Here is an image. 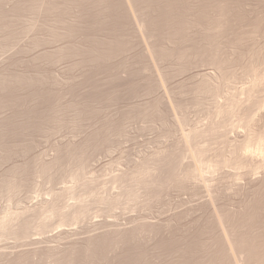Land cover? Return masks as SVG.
Masks as SVG:
<instances>
[{
  "label": "rangeland",
  "instance_id": "374dc122",
  "mask_svg": "<svg viewBox=\"0 0 264 264\" xmlns=\"http://www.w3.org/2000/svg\"><path fill=\"white\" fill-rule=\"evenodd\" d=\"M52 1L0 0V242L77 229L34 247L8 243L0 264H201L221 233L216 211L243 204H259L261 231L259 193L229 190L248 168L241 145L261 144L264 158V23L254 20L264 0H231L234 18L213 34L201 29V2L179 0L183 30L170 18L146 39L134 16L152 15L158 0L130 13L120 0ZM204 47L221 63H207ZM197 65L213 84L191 77ZM247 107L256 113L245 120ZM249 128L258 139L235 143L231 134Z\"/></svg>",
  "mask_w": 264,
  "mask_h": 264
},
{
  "label": "bare ground",
  "instance_id": "6f19581e",
  "mask_svg": "<svg viewBox=\"0 0 264 264\" xmlns=\"http://www.w3.org/2000/svg\"><path fill=\"white\" fill-rule=\"evenodd\" d=\"M48 1V3H49V0H47ZM52 1V0H51ZM54 1V0H53ZM52 1V2H53ZM139 1H141V3H142V0H139ZM148 1H150V0H148ZM154 1H157V0H154ZM154 1L152 2V5H153V3H154ZM178 1L179 0H161V1H159L158 0V3L159 2H161L160 3V6H159V8H158V11H156L155 13H153L152 15H149V14H147V17H146V15L143 17V15H142V17L141 16H134L135 17V21H136V26H138L139 28V31H141V33H142V37H143V35H144V37H147V36H149V35H152L153 34V32L154 31H156V33L155 34H157V32H158V30H159V27H160V29H161V26H163V25H167V22H168V20L170 19L171 21H169V22H172V24H170L169 22H168V24H170V26L169 27H172V26H174L175 25V27L173 28L174 29V31H176L178 34H179V32L181 31V29L183 30V27L185 26V24H183L184 23V21H182L183 20V18L181 19V18H179V19H177V16L179 15L178 13V15H176V10L177 11H179L176 7H178L177 5L179 4V6H180V3H178ZM182 1V0H181ZM184 1V0H183ZM186 1V0H185ZM195 1V3H196V1H198L199 2V5H200V2H201V5H200V7L201 8H199L198 10L200 11V9H201V11H200V18L202 17L205 21V24H202V22H203V20H202V22H201V29H203L202 31L204 32L203 34H205V33H207V34H209V32L210 33H214V31L216 30H220V29H222V27L224 26V22H228L231 18H234V17H232V15L233 14H231V12H230V10L232 9V6H230V2H231V0H194ZM46 2V1H45ZM107 2H108V0H107ZM120 2V4H121V2H122V4H123V6L125 5V7L129 10V13L131 12V11H134V7L137 5H134L135 3H137L138 2V0H120L119 1ZM118 2V3H119ZM143 2H145V0H143ZM147 2V1H146ZM191 2H193V0L191 1ZM233 2H235L237 5H238V0H233ZM56 2H54V4H55ZM109 3V2H108ZM151 3V2H150ZM50 4H51V2H50ZM57 4V3H56ZM114 4V3H113ZM112 4V5H113ZM148 3H146V5H147ZM154 4H156V2L154 3ZM161 4H162V7H161ZM182 4V3H181ZM197 4V3H196ZM108 5V4H107ZM111 5V6H112ZM116 5V4H115ZM115 5H114V7H115ZM149 5V4H148ZM157 6H158V4H156ZM183 5H184V2H183ZM51 5H49V7H50ZM55 5H53V6H51V7H54ZM117 6V5H116ZM184 6H186V5H184ZM192 6H193V3H192ZM46 7V9L47 8H49V7H47V6H45ZM50 7V8H51ZM114 7H110V8H114ZM149 7V6H148ZM147 7V8H148ZM183 7V6H182ZM188 7H190V5L188 4ZM196 6H194V8H195ZM49 8V9H50ZM118 8H119V6H118ZM117 8V9H118ZM122 8V7H121ZM151 8V7H150ZM176 8V10H174ZM186 8H187V6H186ZM191 8V7H190ZM51 9H53V8H51ZM51 9H50V11H51ZM55 9V8H54ZM57 9V8H56ZM55 9V10H56ZM116 9V8H115ZM116 9V10H117ZM125 9V8H124ZM184 9V8H183ZM182 9V10H183ZM188 10H189V8H187ZM191 9H193V7L191 8ZM197 9V8H196ZM119 10V9H118ZM154 10H156V9H153L152 11H154ZM186 10V9H185ZM185 10L184 11H182V12H185ZM188 10H186V11H188ZM194 10V9H193ZM197 10V11H198ZM46 11V10H45ZM49 11V12H50ZM114 11V10H113ZM127 11V10H126ZM151 10H150V12H152ZM181 11V10H180ZM179 11V12H180ZM198 11V12H199ZM47 12V11H46ZM52 12H53V10H52ZM116 12V11H115ZM145 12V11H144ZM120 13H122L121 11H120ZM119 13V14H120ZM147 13H149V12H147ZM181 13V12H180ZM187 13V12H186ZM185 13V14H186ZM190 13H192V12H190ZM195 13H196V11H195ZM189 14V13H188ZM188 14H186L187 16H188ZM194 14V13H193ZM192 14V15H193ZM199 13H197V15H198ZM123 15V14H122ZM180 15H182V14H180ZM185 15V23H186V18H187V16ZM196 15V16H197ZM256 16H255V21L257 22V24L258 25H261V22H263L264 23V18H262V17H260L259 15H257V14H255ZM119 16V15H118ZM117 16V17H118ZM195 16V14H194V17H196ZM237 15H235V17H236ZM119 17H122V16H119ZM181 17V16H180ZM198 18V17H197ZM177 19V20H176ZM189 19V18H188ZM195 20H196V18H195ZM201 20V19H200ZM174 21H177V23H175ZM187 21H189V20H187ZM196 22V21H195ZM197 22H199V21H197ZM194 23V22H193ZM200 24V23H199ZM198 24V25H199ZM172 25V26H171ZM184 25V26H183ZM190 25V24H189ZM192 25V24H191ZM168 26H167V28H168ZM200 26V25H199ZM162 28H164V30L166 29V26L165 27H162ZM186 28V27H185ZM189 28V27H188ZM173 29H171L172 30V32L173 33H176V32H174L173 31ZM163 30V29H162ZM169 30L170 29H168V32H169ZM160 31V30H159ZM186 31V30H185ZM165 32H166V30H165ZM171 32V31H170ZM169 32V33H170ZM171 32V34H173ZM183 32V31H182ZM140 33V34H141ZM152 33V34H151ZM162 33V32H161ZM159 34V33H158ZM170 34V35H171ZM211 34V35H212ZM175 35V34H174ZM210 35V36H211ZM180 36V35H179ZM208 35H206V36H204L203 37V39H206L207 40V43L211 46V44L214 42H209V41H211V39H210V36H208ZM143 37V38H144ZM150 37H152V36H150ZM181 37V36H180ZM149 38V37H148ZM148 38H147V40H148ZM211 38H212V36H211ZM144 39H146V38H144ZM210 39V40H209ZM201 40V42H203V40L202 39H200ZM213 40V39H212ZM151 42H153V41H151ZM216 43V42H215ZM147 45H148V43H146ZM154 44H156L155 46H157V44L158 43H154L153 42V44L151 43V46L153 45L154 46ZM205 44H206V42H205ZM204 44V45H205ZM149 45H150V43H149ZM148 45V46H149ZM159 45V44H158ZM146 46V45H145ZM148 46H146L147 48H148ZM152 46V47H153ZM205 46H207V45H205ZM149 48H151V47H149ZM149 48H148V50H149ZM156 48V51H159V48H158V50H157V47H155ZM155 48H153V49H155ZM160 48H161V46H160ZM166 47H162V50L163 49H165ZM203 48V47H202ZM147 50V51H148ZM201 50H203L202 51V54L203 55H201V57L202 56H204L205 55V59L207 60V63L209 62V63H213L214 65H216V64H218V63H221V62H218V57H217V55H215L216 53H214V52H212V50H209V49H206L205 47H204V49H201ZM47 51V50H46ZM150 51H151V49H150ZM149 51V52H150ZM214 51V50H213ZM163 51H161L160 50V53H162ZM168 52V51H167ZM170 52V51H169ZM41 53V52H40ZM153 53V52H152ZM152 53H150V54H152ZM155 53H157V52H154L153 53V55L151 56L150 55V57L152 58L153 56H154V54ZM159 53V52H158ZM159 53V54H160ZM164 53V52H163ZM157 55V54H156ZM164 55V54H163ZM219 55V54H218ZM159 55H157V57H158ZM162 56V55H161ZM155 57V56H154ZM160 57V56H159ZM153 59V58H152ZM201 59V58H200ZM204 59V58H203ZM203 59L201 60V61H203ZM205 60V61H206ZM199 61V60H198ZM219 61H221V60H219ZM204 62V61H203ZM201 63V62H200ZM206 63V64H207ZM216 63V64H215ZM202 65V64H201ZM220 65V64H219ZM262 65V64H261ZM198 67L196 68L195 67V69H193L192 70V72L191 73H189L190 75H191V77H194V78H198L199 79V81H200V79H204V80H206L205 78H207V79H209V82L210 83H212L210 80H213V82H214V77H215V73L211 70H208L207 68H205V67H203V66H200V65H197ZM218 66V65H217ZM263 67V66H262ZM262 69V68H261ZM263 72H264V70H263ZM263 72H261V73H263ZM264 74V73H263ZM187 77V76H186ZM262 77V76H261ZM260 77V78H261ZM259 78V79H260ZM190 79V78H189ZM192 79V78H191ZM216 80H217V78H215ZM190 81V80H189ZM208 81V80H207ZM264 81V80H263ZM259 82V81H258ZM258 82H257V84H258ZM199 83V82H198ZM201 83V82H200ZM204 83V82H203ZM260 83V82H259ZM262 83V82H261ZM206 84H208L209 85V83H207L206 82ZM213 84V83H212ZM198 85V84H197ZM199 86V85H198ZM205 86V85H204ZM242 91V90H241ZM246 91V90H245ZM255 106V105H254ZM259 106V105H258ZM253 107V106H252ZM251 107V108H252ZM248 108V107H247ZM250 107L247 109V111H245V113L243 112V114H245V116H242V117H244L243 119H245V120H248V118H250L249 116L250 115H252L253 113H254V115H255V113H256V111H254L253 113H252V110H250L251 109ZM253 108H255V107H253ZM252 108V109H253ZM257 108V107H256ZM262 108V107H261ZM246 109V108H245ZM264 112V105H263V109L262 110H260L259 112ZM261 113L260 114V118H259V120L261 121V119H263L264 118V113ZM259 114V113H258ZM257 114V115H258ZM256 115V116H257ZM253 117V116H252ZM251 117V119H253ZM258 117V116H257ZM256 117V118H257ZM242 119V120H243ZM250 119V120H251ZM254 120H255V118H254ZM244 121V120H243ZM256 121V120H255ZM260 121H259V123H260ZM251 122V121H250ZM257 122V121H256ZM252 123V122H251ZM250 124V123H249ZM257 124V123H256ZM251 125V124H250ZM258 125V124H257ZM201 126V125H200ZM203 126V125H202ZM201 126V129H198V130H200V131H206L207 129H204V127H202ZM254 126V125H253ZM253 129V128H252ZM255 129V128H254ZM258 129V128H257ZM257 129H255V130H257ZM193 131V130H192ZM199 131V132H200ZM224 131V130H223ZM201 132V133H202ZM198 133V132H197ZM254 133H255V135H254ZM262 134V133H261ZM204 135V134H203ZM221 135V134H220ZM224 135V134H223ZM232 135V139L233 140H236L235 141V143L237 142V141H239V143L241 142L242 144L243 143H248V142H252V141H254L253 139H258V135L256 134V131H254V130H252L251 131V128H249L248 130H247V132L246 131H243V130H241V129H239L238 131H235L233 134H231ZM231 135H230V137H231ZM257 135V136H256ZM196 136V135H195ZM202 136V135H201ZM263 136V135H262ZM228 137V136H227ZM229 137V138H230ZM191 138H192V136H191ZM228 138V139H229ZM232 141V140H231ZM252 144H253V142H252ZM252 144H246L248 147H246V145L244 146V144H243V146L241 145V147H245L247 150H248V148H249V150H248V152H247V150H242V151H244L245 153L247 152V153H249V154H244V153H239L238 155H240L241 156V158L243 157V159H246V160H244V161H242V162H245V163H247V166H248V168L246 169V171L244 172V173H242V176H241V178H240V180L239 181H237L236 183H232L234 186H232V184L230 185L231 186V190H229V191H231V192H236L235 194H239V193H244V192H246V191H251V194H254L255 192H256V194L257 193H259L258 194V196H257V198H258V201H261L262 203H261V205L264 203V193H262V194H260V192H261V190H264V158H261V157H259L258 158V156H257V154L258 155H261V153H262V151H263V148L262 147H260L261 146V144H259V143H257V144H259V145H255L256 147H254L253 148V146H252V148L253 149H251L250 148V145H252ZM264 143H262V145H263ZM244 148V149H245ZM196 151V150H195ZM198 151H199V149H198ZM197 151V152H198ZM241 152V151H240ZM194 154V153H193ZM237 155V156H238ZM246 156V157H245ZM239 157V156H238ZM245 157V158H244ZM144 158V157H143ZM197 158V156L195 157V159ZM229 158V157H228ZM240 158V157H239ZM239 159V160H242V159ZM194 159V160H195ZM164 160V159H163ZM162 160V161H163ZM197 160V159H196ZM201 161V160H200ZM143 162V161H142ZM161 162V161H160ZM164 162V161H163ZM198 162H199V160H198ZM225 162H226V158H225ZM239 162H241V161H239ZM241 162V163H242ZM144 163V162H143ZM161 164H162V162H161ZM144 165V164H143ZM146 165V164H145ZM199 165L197 164V166H195V169H193V170H195V171H197V173L198 172H200V171H202L201 170V167H198ZM246 166V167H247ZM190 171H191V169H190ZM230 171V169L228 170V169H225L224 170V172H227V174H228V172ZM194 172V171H193ZM233 172V171H232ZM235 172V171H234ZM202 173V172H201ZM200 173V175H202ZM190 174V173H189ZM199 174V173H198ZM234 174V173H233ZM192 175V174H191ZM230 175V174H229ZM197 177V176H196ZM204 177V176H203ZM235 182V181H234ZM59 192V191H58ZM56 203V202H55ZM54 202H53V200H47L46 201V203L44 204L46 207L47 206H49V205H54L55 204ZM40 205H42L41 203H40ZM244 205V204H243ZM242 205V207H240V209H239V211H236V212H221V211H216V218H217V221H218V225H219V227H220V230H221V233L218 235V237H217V241L214 243V244H210V246H209V249H208V252H207V254L205 255V256H203L202 257V259H201V261H202V263L201 264H203V262H204V264H264V224L263 223H261V226H262V230L260 231V230H258V231H254V229H255V227L257 226V224H258V222L256 221V219H255V215H256V213H255V211L256 210H258L259 209V204L257 203V204H255V203H253L250 207H249V205H247V206H243ZM39 206V205H38ZM44 206V207H45ZM67 206V205H66ZM37 207V206H36ZM40 207V206H39ZM38 207V208H39ZM34 208V207H33ZM37 208V209H38ZM43 208V207H42ZM30 209V208H29ZM35 209V208H34ZM33 209V210H34ZM36 209V210H37ZM40 210V209H39ZM76 210V209H75ZM74 210V208L72 209L71 208V210H70V212H69V215H71L72 214V216L74 215H76V214H74L75 212H77V210L75 211ZM75 211V212H74ZM33 214V213H32ZM67 215H68V213H67ZM73 216V217H74ZM115 220H112V219H96V220H91V222H94L95 223V225H97V224H101V223H108L109 224V229H110V226H111V230L112 231H121V230H126V231H129L130 229H128V227L127 226H120V225H118L117 224V222H114ZM141 221V220H140ZM155 221V220H154ZM154 221H150L149 220V224H153L154 223ZM147 222H148V220H147ZM160 222V221H155V224H158V223ZM165 222V221H164ZM247 222L250 224V226H248L250 229L248 230V228L246 227V229L244 230L243 228H245V226H246V224H247ZM93 223V224H94ZM145 223V222H144ZM161 223V222H160ZM87 224V223H86ZM107 224V225H108ZM148 224V223H147ZM154 224V225H155ZM102 225H104V224H102ZM153 225V226H154ZM86 226V225H85ZM94 226V225H93ZM92 226V227H93ZM98 226V225H97ZM101 226V225H100ZM129 226V225H128ZM143 226H145V225H143ZM158 226V225H157ZM165 226V225H164ZM77 226H71L70 224H68V225H66V226H62V227H59L58 229H56L54 232H41V233H39L38 235L36 234V235H25L24 237H22V238H20V239H17V240H13V241H1L0 242V249L2 250V248L3 247H6L7 245L6 244H8L9 243V246H10V243H11V245H13V246H15L16 244L17 245H19V247H21V246H23V245H32L33 247L35 246V244H39L40 242L42 243V241H44V240H47L48 238H50V237H53V236H55V235H62V234H66V235H69V234H72L77 228H76ZM83 227V226H82ZM81 227V228H82ZM101 227H103V226H101ZM101 227H99V228H101ZM107 228V226L105 227V229ZM130 228V227H129ZM80 229V228H79ZM95 229V228H94ZM105 229H104V227H103V231H105ZM109 229H108V231H109ZM93 230V229H92ZM111 231V232H112ZM76 232V231H75ZM44 233V234H43ZM96 233V232H95ZM95 233L93 234L94 236H89V237H91V238H87L86 240H87V242L90 244L91 242L92 243H95L96 242V240H98V239H96V237H99L100 235L98 234V235H95ZM100 233H102V232H100ZM106 233V232H105ZM108 233V232H107ZM97 234V233H96ZM103 234V233H102ZM216 238V237H215ZM215 238H214V240H215ZM16 239V238H15ZM51 239V238H50ZM1 240V239H0ZM40 243V244H41ZM210 243H212V242H210ZM38 244H37V246H38ZM88 244V245H89ZM6 245V246H5ZM161 245V244H160ZM164 245H166V244H164ZM26 247V246H25ZM24 247V248H25ZM16 247H13L12 248V251L15 249ZM23 248V249H24ZM208 248V247H207ZM4 249V248H3ZM6 249V248H5ZM10 249V248H9ZM8 249V250H9ZM38 249V248H37ZM7 250V249H6ZM6 250H5V252H6ZM2 252H3V250H2ZM2 252H0L1 254H2ZM10 253H11V250L9 251ZM14 253H17L16 251H14V252H12L11 254H13V255H15ZM20 253V252H19ZM8 254V252L6 253V255ZM12 255V257H16V255L15 256H13ZM17 255H19L18 253H17ZM21 255H22V253H21ZM20 255V256H21ZM19 256V257H20ZM18 257V256H17ZM10 259H12V258H10ZM134 260V259H133ZM132 260V262H134ZM135 260H137V262L139 261L138 259H135ZM142 261V260H141ZM136 262V261H135ZM179 262V264H184V263H180V261H178ZM185 262V261H184ZM187 262V261H186ZM191 263V262H190ZM136 264V263H135ZM174 264V263H173ZM188 264V263H187ZM192 264V263H191Z\"/></svg>",
  "mask_w": 264,
  "mask_h": 264
}]
</instances>
